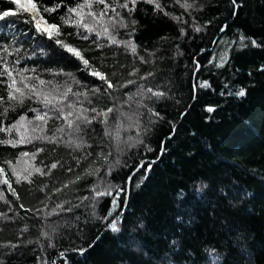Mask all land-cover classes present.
I'll use <instances>...</instances> for the list:
<instances>
[{
    "label": "trees",
    "instance_id": "16d2710c",
    "mask_svg": "<svg viewBox=\"0 0 264 264\" xmlns=\"http://www.w3.org/2000/svg\"><path fill=\"white\" fill-rule=\"evenodd\" d=\"M34 2L43 20L59 28L57 39L79 50L89 68L37 33L11 0H0V15L9 13L0 20V57L17 71L27 69L24 75L35 78L27 83L54 103L62 100L58 106L73 112L71 120L83 109L88 117L96 115L92 108L113 112L107 125L100 116L73 132L34 95L9 101V81L0 77V127L25 117L19 131L0 132V140H31L0 143V264H264V0H236L238 8L232 0H137L131 13L117 7L125 0H106L127 25L110 28L119 45L64 23L80 19L68 10L85 0ZM91 3L97 13L104 8ZM82 11L83 21L95 24L89 9ZM109 18H116L110 10ZM129 40L135 54L123 43ZM222 42L226 57L209 63ZM45 113L51 118L36 120ZM137 133L143 143L128 147L124 142ZM78 139L79 148L69 143ZM142 161L128 180L119 231L107 226L100 233L121 210L127 177ZM102 180L121 189L119 207L106 220L113 197L94 201Z\"/></svg>",
    "mask_w": 264,
    "mask_h": 264
},
{
    "label": "snow or ice",
    "instance_id": "6c2138e0",
    "mask_svg": "<svg viewBox=\"0 0 264 264\" xmlns=\"http://www.w3.org/2000/svg\"><path fill=\"white\" fill-rule=\"evenodd\" d=\"M95 2L97 4H103L104 8L99 12H95L92 9V3L91 0H85L84 4H79L77 7H73V8H69V13L71 14H75V16L80 17L79 20H73L71 18H67L64 19V23L69 24L70 26H76V27H80L83 28V30L89 34L95 33L96 35V39L99 40L101 38V35H104L108 38L109 43H117L119 45L120 42H117L115 39V36L111 34L110 28L111 29H116L117 27H127V25L124 22V19L120 17V13L117 12V7L123 8L128 10L130 13L132 11L135 10L136 4H137V0H125L124 3L122 4H118L117 7H111L109 6V4L106 2V0H95ZM146 2H153V0H146ZM232 3L234 5H236V7L238 8L239 5L236 4V0H232ZM129 4L132 5L131 8H129ZM18 6L22 8V10L26 13L30 14V19L28 17L25 18V22L26 23H30L33 24L36 32L40 33L41 35H46L48 37V39H55V42L57 43V45H59L60 47H62L66 52H68L70 55L74 56L76 59L81 60L83 65L85 66V69L89 68V62L88 60L84 59L81 52L79 50H77L76 48L69 46L67 43H64L63 41H61L60 39H57V37L60 36V30L56 25H50L47 24V21L43 20V17L41 16V13L38 9L37 3L34 2V0H28L27 4H19ZM87 7L89 9V11L86 13L87 16L91 17L93 21H95V24H89L86 21H83V16L85 15L83 13V9ZM156 7L159 8L160 5L156 4ZM186 8L191 7V5H185ZM109 10L115 14V19L113 18H109L107 21H105V17L107 16ZM44 11L46 12H51L54 11V9L52 8H44ZM9 13L8 12H4L3 15H0V20H3L6 16H8ZM233 15H235V12H233ZM43 21L44 24L47 25V27H41V22ZM135 21H132V24L135 25ZM96 25L100 26V30L96 29ZM0 27H4V26H0ZM227 26H225L226 28ZM225 28H221V31H224ZM183 31V30H182ZM196 31H201L200 28H196ZM83 39H88V36H82ZM247 38L244 36H240V40L239 43L240 45L246 46L245 45V40ZM125 44L126 47H131L132 48V52L133 54H135V45L133 44V42L131 40L129 41H125L123 42ZM252 46H258L257 42L255 40H253L252 42ZM4 53H6L7 56H11L12 52H10L8 50L7 47H5L3 49ZM18 51V49H17ZM143 59V58H141ZM223 60V57L221 58ZM0 61H2V63H0V68H2V71H0V77L3 76H7V79L9 81L8 83V100L12 101V102H18V103H23V100L27 97V98H31L33 95L36 96V98L38 99V101L42 102L44 104L45 107H49V105H51V110L53 111H57L60 114V118L64 119L67 125L68 129L73 130V132H80L82 131V126L84 125H88L91 124L97 117L102 116L103 119V123L107 125L108 123V116L109 113L113 112V108L109 107L106 111H98L95 108H92L91 111L93 113H95L96 115L93 117H88L86 115H82L80 114L81 112H87V109H83V110H79L77 112L76 115V120H71L69 119V117L73 116V112L72 111H68L67 113L64 112V108L59 107L58 105L60 103H63V101H56L54 103L55 98L53 97L52 99H49L50 97V93H46V92H41L37 89L36 86L30 85L29 83H27V81L35 79L34 77H27L24 75V72L27 71V69H24L22 71H17L14 68L9 67L8 65V60L6 59V57H0ZM19 61H16V63H18ZM226 62V61H224ZM218 67H223V63L218 64ZM199 67V66H197ZM15 73V75H14ZM90 75L96 76L98 77L100 80L104 81L107 84V88L108 89H114V85L110 82H108L105 78V76H103L100 72L98 71H91L89 72ZM149 75H151V73H149ZM16 77H19V81H17ZM142 79H144V77H141ZM46 82L44 80H39L38 84L39 85H44ZM129 83H133V81H129ZM19 85H22L23 87H19ZM201 87H207V83H202L200 85ZM126 87V86H125ZM25 90H27V92H25ZM69 91H71L69 89ZM96 91V90H94ZM148 92L152 93L153 96L156 97H160L163 95V93L161 92H154L153 89L151 87H149L147 89ZM136 94H142V93H136ZM133 94V95H136ZM238 96H244L245 95V91L243 89L239 90L236 93ZM65 96L67 95V93L64 94ZM42 98V99H41ZM132 97H129V100ZM74 106L72 104H67V108L72 109ZM7 111V109L5 110ZM148 111L153 115V116H158L159 114L152 111L151 108L148 109ZM208 111H213V109L209 108ZM121 115H124L123 113H121ZM36 120L39 121H44L46 122L47 119L51 118L48 117V114L45 113L44 115H40L37 114V116L35 117ZM25 120V117L21 116L20 120L17 121L16 124H13L10 128H3L0 127V132H11L14 129L19 131V128L23 126L22 122ZM78 121V123H77ZM58 131L63 132L64 129H58ZM105 135H111V133L108 131V129L106 128L105 130ZM139 133H137V138L133 139L131 137H129L128 141H125L124 143H126L128 145V147H135L137 144L143 143L142 140H140L139 138ZM45 139L50 140L51 142H55V140H53L50 137H45ZM24 142H28L30 143L31 140H27L25 141L23 139V137L21 138L20 141H16L14 139H9L7 141L4 140H0V143H5V144H9L11 146H16L18 143H24ZM70 144H74L75 147L79 148L81 146V143L79 142V139L77 141H70ZM117 150L119 152H123V148L120 146V143H117ZM148 151H151V148L147 149ZM164 148L161 147V152L163 153ZM23 156H28L29 154L27 152L22 153ZM156 161H152L149 163L148 165V169L147 171L151 170V166L152 164H154ZM120 161L117 160L116 164H119ZM144 162H141L140 167H143ZM56 164L52 165V168H55ZM112 167H115V165L110 166L109 172L108 174L110 175L111 173V169ZM137 171H139V168L136 169ZM37 171H39V169H37ZM3 172V169H0V173ZM13 172H15V169H13ZM96 174H99V169L95 170ZM92 174V173H89ZM134 175V174H133ZM146 179V174L145 177ZM79 179V177H78ZM132 177H129V181H131ZM19 182V181H18ZM3 183H8L7 180H4ZM103 185V186H102ZM137 186H139V184H137ZM9 187H11L9 185ZM67 187V185H66ZM116 189V194L115 196H113V189ZM94 192H95V197H94V201L97 200L100 197H104V196H112V208L108 211L107 216L103 217V219H107L108 217L112 216L113 213L115 212V210L119 207V199H120V193H121V189L119 188V186L117 185H113L111 182H106V181H101V183H97L94 186ZM15 194V193H13ZM84 199H88L87 197H85ZM125 203H126V198H125ZM93 207H95V203L93 204ZM119 219H113L109 224H108V228L113 231V232H118L119 231ZM81 254H83V249L80 250Z\"/></svg>",
    "mask_w": 264,
    "mask_h": 264
},
{
    "label": "rangeland",
    "instance_id": "374dc122",
    "mask_svg": "<svg viewBox=\"0 0 264 264\" xmlns=\"http://www.w3.org/2000/svg\"><path fill=\"white\" fill-rule=\"evenodd\" d=\"M11 1L13 2V0H11ZM227 50H228V45L225 42L220 43L219 47L217 48V50L214 51L215 53L210 56L209 63H213L214 61H216V63H218V62L222 61L221 58L223 57V59H224L226 57Z\"/></svg>",
    "mask_w": 264,
    "mask_h": 264
},
{
    "label": "water",
    "instance_id": "95a60500",
    "mask_svg": "<svg viewBox=\"0 0 264 264\" xmlns=\"http://www.w3.org/2000/svg\"><path fill=\"white\" fill-rule=\"evenodd\" d=\"M27 14H29V13H27ZM30 15V14H29ZM209 108H211V109H213L212 107H206L205 109H206V111H208V109ZM208 112H211V111H208ZM153 161V160H152ZM152 161H150V162H152ZM141 165V164H140ZM140 165L139 166H137L131 173H130V175L127 177V180H126V194H125V198L127 197V185H128V180H129V177L130 176H132L137 170V168H141L140 167ZM147 169H148V167H147ZM124 207H125V200H124V204L122 205V208H121V210L120 211H118L117 212V214L114 216V218L113 219H116L121 213H122V211H123V209H124ZM112 219V220H113ZM111 220V221H112ZM110 221V222H111ZM110 222H108V223H110ZM108 226V224L103 228V230L100 232V233H102L104 230H105V228ZM67 251H62V252H60V255H63L64 253H66Z\"/></svg>",
    "mask_w": 264,
    "mask_h": 264
},
{
    "label": "bare ground",
    "instance_id": "6f19581e",
    "mask_svg": "<svg viewBox=\"0 0 264 264\" xmlns=\"http://www.w3.org/2000/svg\"><path fill=\"white\" fill-rule=\"evenodd\" d=\"M14 3H16V5L18 6L19 4H27L28 0H13ZM19 7V6H18ZM21 8V7H20ZM41 27H47L46 24L43 23V21L41 22Z\"/></svg>",
    "mask_w": 264,
    "mask_h": 264
}]
</instances>
